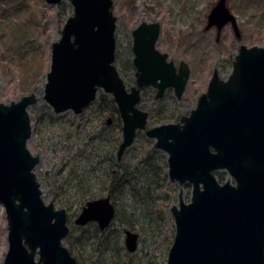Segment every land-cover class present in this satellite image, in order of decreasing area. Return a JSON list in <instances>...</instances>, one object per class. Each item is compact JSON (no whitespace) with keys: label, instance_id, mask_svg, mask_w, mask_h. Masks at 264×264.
Wrapping results in <instances>:
<instances>
[{"label":"water","instance_id":"1","mask_svg":"<svg viewBox=\"0 0 264 264\" xmlns=\"http://www.w3.org/2000/svg\"><path fill=\"white\" fill-rule=\"evenodd\" d=\"M60 1L45 0L48 4ZM70 2L73 13L51 44L43 98L56 114L67 110L80 114L97 99L99 90L110 94L121 121L117 160L133 144L137 132L144 130L155 139L154 147L167 153L169 180L193 183L189 202L179 198L170 209L175 232L165 264H264V44L240 45L229 76L222 79L214 71L207 91L180 122L146 128L149 113L139 107L142 89L156 88L157 99L172 87L180 98L188 65L181 61L176 70L167 54L156 47L158 22H140L131 31L136 70L135 83L127 88L114 64L112 0ZM228 23L239 38L226 0H217L205 28L215 26L219 32ZM36 102L33 92L8 104L0 102V203L8 223L4 263L78 264L62 244L69 230L66 210L43 201L33 171L40 158L27 147L32 135L28 107ZM216 120L229 121L234 130L237 185H220L212 176L200 189L193 166L201 156V162L207 156L213 159L207 145ZM114 216L115 206L106 195L87 200L73 222L79 226L94 222L104 230ZM138 238L137 232L125 229L126 251H136Z\"/></svg>","mask_w":264,"mask_h":264},{"label":"rangeland","instance_id":"2","mask_svg":"<svg viewBox=\"0 0 264 264\" xmlns=\"http://www.w3.org/2000/svg\"><path fill=\"white\" fill-rule=\"evenodd\" d=\"M216 2L112 0V11L116 16L114 64L127 88L135 83L131 31L140 22H158L160 34L156 47L166 53L167 60L173 61L176 67L183 61L189 68L180 98H176L171 87L158 100L154 98L153 87L142 89L139 107L149 113L147 127L178 122L182 116H188L197 98L206 92L213 71H217L222 79L229 76L240 45L264 44V0H226V6L236 19L239 38L230 23L219 32L215 26L205 28L207 16ZM72 13L70 0L54 4L45 0H0V102L8 104L30 92L37 96V102L28 107L32 135L27 147L40 158L33 171L40 183L41 198L45 203L52 202L55 208L66 210L69 238H64L62 244L71 250L70 244L77 237L80 239L82 254L72 253L76 260L80 258L84 264H165L175 232L170 209L178 205L179 195L183 201L188 200L191 185H179L178 181L169 180L168 155L154 147L155 139L147 137L144 130L137 133L133 144L117 160L121 121L116 127L109 113L98 112L101 95L110 94L99 90L97 99L80 114L71 110L56 114L43 98L51 44L59 39L64 23ZM32 58L33 65H39L38 71L42 72L31 84L29 92L24 93L19 67ZM115 135L118 142L109 149V142ZM149 158L156 160L161 169L165 167V180L154 193L146 194L139 188L143 169L140 163ZM112 172L117 173L114 180H111ZM80 176L90 181L81 191L76 186ZM111 185H114L111 201L118 215L126 218V214L132 213L136 219L135 229H130L139 234L138 246L133 253L124 248V231L129 229L125 223L118 220L112 226L111 223L100 239L108 240L109 248H114L115 232L120 231L124 253H114L98 247L100 235L96 223L79 226L73 222L87 200L106 196ZM85 193L87 195L83 196ZM7 235L6 213L0 203V254L3 252L0 264H5Z\"/></svg>","mask_w":264,"mask_h":264},{"label":"trees","instance_id":"3","mask_svg":"<svg viewBox=\"0 0 264 264\" xmlns=\"http://www.w3.org/2000/svg\"><path fill=\"white\" fill-rule=\"evenodd\" d=\"M33 62H34V59L32 58L29 61L22 63L19 67V71L21 73V76H20L21 90L24 93L29 92V90L31 88V84L39 77V75H40L39 73L42 72V71L41 72L38 71L39 65L34 66ZM99 104L100 105H99L98 112H100L102 115H104L105 113H109L111 116L110 119L113 120V122H114V126L118 127L120 124V119H119L117 108H116V106H114V101L110 97V95H101V99H100ZM117 142H118V139H117V136L115 135L113 137V139L110 140V142H109V146H110L109 149H113L115 147V145L117 144ZM151 162H153V163H151ZM140 164H141L140 166H143V169H145V168L146 169L144 171H143V169H141L142 185H140L139 188H142L146 192V194L154 193L155 190H157V188L160 186L159 185L160 182L165 180V175L163 173L165 170V167H163V169H161L159 167V165H157L156 160L151 161V158L146 159V160L142 159ZM110 176H112L111 180H114L117 176V173L112 172ZM83 178H84L83 176H80L79 178H77L78 183H76V186H77L78 190H80V191L84 190L85 186H88V184L90 182L87 177H85L86 178L85 180ZM113 190H114V185H111V187L107 191V193H108L107 195H109L111 199H113ZM89 194H92V193H89ZM86 195H87V193H85L83 196H86ZM126 215H127L126 218H125V216L124 217L119 216L118 211L115 208V216L111 222L112 223L111 226L113 225V222L118 220L121 223H125L126 226L129 227V229H135L134 223H135L136 219H134V215L132 213L126 214ZM109 227H107L106 229H108ZM106 229L101 231L97 227V232L100 235L99 239L97 240L98 247L103 248V249L106 248V249H108V252L113 251L115 253L117 251V252H123L124 253V248L120 245V243H121L120 231L116 230V232H115V236H114L115 240H114V244H113L114 248H109V246H111V245H109L108 240L100 241V239L105 236V230ZM141 229H142V227H141ZM67 236L69 238L68 234H67ZM79 240H80L79 237H77L76 241L73 242V244H70L71 250H69V251L71 254L74 252L81 253L80 250L82 247L79 245V242H78ZM99 258L100 257H98L97 260H99ZM77 261H78V264H84V261L81 260L80 258L79 259L77 258Z\"/></svg>","mask_w":264,"mask_h":264},{"label":"flooded vegetation","instance_id":"4","mask_svg":"<svg viewBox=\"0 0 264 264\" xmlns=\"http://www.w3.org/2000/svg\"><path fill=\"white\" fill-rule=\"evenodd\" d=\"M175 68H176V70H178L179 64L177 67L175 66ZM133 69H134V75H135L136 69H135L134 65H133ZM212 74H211V76H212ZM207 86H208V84H207ZM153 89H155V94H156L157 89L154 87H153ZM206 91H207V87H206ZM141 93H142V91H141ZM141 96H142V94H141ZM154 98H155V96H154ZM198 98H197V101H198ZM142 99H143V97L141 98V100ZM158 99L159 98H157L156 100H158ZM197 101H196V104H197ZM196 104H195V107H196ZM148 118H149V115H148ZM181 118L178 119V122H180ZM159 123H161V122H159ZM167 123H170V122H167ZM173 123H177V122H173ZM182 124L183 123H181V125ZM214 124H215V127L213 128L212 139H211L210 144L207 145V150L212 155L213 159H211L210 157L207 156L201 162V160H202V156H201L200 157L201 160L198 161L200 165L197 164V165L193 166L195 173H196L195 174V182L197 185H199L200 189H202V187L205 183L208 184L210 182V178L212 176L215 178L216 182L220 185H222L226 182H228L230 185H237V180H236L235 176L233 175V170L235 168V151H234L235 134H234V130L232 131L233 127L230 125V122L227 120H216ZM155 125H158V124H155ZM149 127H152V126H149ZM146 128H148V127L146 126ZM144 133H145V131H144ZM136 136H137V134H136ZM192 150H194V149H192ZM194 154H195V156L201 154V150H200V152H195ZM202 169L206 171L204 174H202V171H201ZM178 184L179 185H191V193H192L193 183L190 180L184 179L183 181L178 182ZM179 198H181V195H179ZM190 198H191V194H190V197L188 198V200L183 201V202H185V203L189 202Z\"/></svg>","mask_w":264,"mask_h":264},{"label":"bare ground","instance_id":"5","mask_svg":"<svg viewBox=\"0 0 264 264\" xmlns=\"http://www.w3.org/2000/svg\"><path fill=\"white\" fill-rule=\"evenodd\" d=\"M0 255L2 256L3 255V252Z\"/></svg>","mask_w":264,"mask_h":264}]
</instances>
